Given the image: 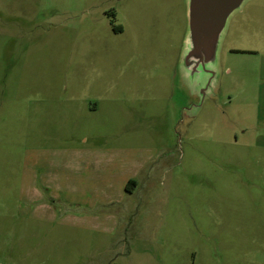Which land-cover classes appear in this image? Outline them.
<instances>
[{"label":"rangeland","instance_id":"rangeland-1","mask_svg":"<svg viewBox=\"0 0 264 264\" xmlns=\"http://www.w3.org/2000/svg\"><path fill=\"white\" fill-rule=\"evenodd\" d=\"M186 9L0 0V264H264V0L232 16L199 109Z\"/></svg>","mask_w":264,"mask_h":264},{"label":"water","instance_id":"water-1","mask_svg":"<svg viewBox=\"0 0 264 264\" xmlns=\"http://www.w3.org/2000/svg\"><path fill=\"white\" fill-rule=\"evenodd\" d=\"M248 1L186 0L188 25L178 66L181 84L198 100L193 105L198 109L220 82V52L228 24Z\"/></svg>","mask_w":264,"mask_h":264},{"label":"flooded vegetation","instance_id":"flooded-vegetation-1","mask_svg":"<svg viewBox=\"0 0 264 264\" xmlns=\"http://www.w3.org/2000/svg\"><path fill=\"white\" fill-rule=\"evenodd\" d=\"M118 2L122 0H116ZM105 16L109 20V23L113 26V30L115 33H122L124 32V28L122 25L116 24L117 18H118V11L115 8H108L105 10ZM134 179V178H131ZM130 180V179H129ZM137 180V179H136ZM138 186H139V181L137 180Z\"/></svg>","mask_w":264,"mask_h":264},{"label":"crops","instance_id":"crops-1","mask_svg":"<svg viewBox=\"0 0 264 264\" xmlns=\"http://www.w3.org/2000/svg\"><path fill=\"white\" fill-rule=\"evenodd\" d=\"M255 35H257V33H255ZM254 35V36H255ZM253 36V37H254ZM246 39H250L249 36L245 35ZM258 37V36H257ZM256 39V38H255ZM264 41V36L262 38H260ZM250 41V40H249ZM255 43V42H254ZM256 44H257V41H256ZM249 47H233L231 50L232 52H236L238 53V51L242 52V53H251V54H257L258 57H260V54H259V50L257 47H255V45H248ZM264 50V49H263ZM261 57H262V54H261ZM264 57V56H263ZM260 59V58H259ZM263 61H264V58H262ZM262 66H263V69H264V62L262 63ZM239 80V79H238ZM78 151L80 152V150L78 149ZM129 181V180H128ZM128 183V182H127ZM126 187V186H125Z\"/></svg>","mask_w":264,"mask_h":264},{"label":"trees","instance_id":"trees-1","mask_svg":"<svg viewBox=\"0 0 264 264\" xmlns=\"http://www.w3.org/2000/svg\"><path fill=\"white\" fill-rule=\"evenodd\" d=\"M138 188V183H137V180L136 179H130L128 181V183L126 184V191L128 193H133L136 191V189Z\"/></svg>","mask_w":264,"mask_h":264}]
</instances>
